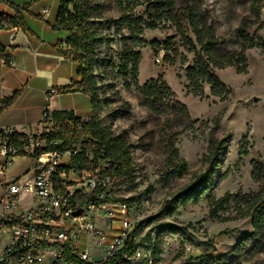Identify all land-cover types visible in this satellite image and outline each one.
<instances>
[{
	"label": "rangeland",
	"instance_id": "1",
	"mask_svg": "<svg viewBox=\"0 0 264 264\" xmlns=\"http://www.w3.org/2000/svg\"><path fill=\"white\" fill-rule=\"evenodd\" d=\"M96 1L101 7L98 27L106 39L96 55L100 100L97 116L114 134L127 135L133 173L115 181V192L119 200L133 204L139 221H147L146 233L157 234V264H264V229L255 235L247 205L248 200L264 195L261 48L248 51L247 74H240L235 68L214 70L231 90L227 101L212 96L208 86L205 98L200 99L186 88V69L192 65L194 55L187 51L175 27L160 20L150 6L152 0H140L133 10L128 0ZM251 5L252 0H177V8H198L201 24L212 25L224 46L234 50L242 46L236 32L244 24L251 35L257 33L264 42V9L256 18L251 15ZM128 15L131 24L125 21ZM167 41L171 42V50L162 51V56L167 53L173 62L157 63L155 47ZM129 49L141 55L137 82L131 67L124 69L123 57ZM158 78L188 107L192 127L172 125L164 129L163 115L151 113L141 103L138 87ZM212 133L220 143L221 155L218 170L207 182V193L198 202L163 212L176 193L191 186L195 176L206 171L204 157ZM164 137L175 145L188 166L186 174H174L169 180L163 179L164 174L171 172L161 141ZM28 160L20 159L16 166L26 168ZM61 163L70 165L68 159ZM220 199L228 203L213 211L212 203Z\"/></svg>",
	"mask_w": 264,
	"mask_h": 264
},
{
	"label": "trees",
	"instance_id": "2",
	"mask_svg": "<svg viewBox=\"0 0 264 264\" xmlns=\"http://www.w3.org/2000/svg\"><path fill=\"white\" fill-rule=\"evenodd\" d=\"M0 2L5 3L3 0ZM96 0H61L56 25V31H63L68 34L66 45L68 50L62 53L72 59L77 66V80L70 85L57 89L60 95L82 93L88 96L92 103L93 113L88 121L75 117L71 111H59L50 114L54 123L53 139L63 142L61 150L73 149L79 146L82 153L72 158L70 169L76 171H92L98 167L99 159H106L112 166H118L116 177L120 179L125 174H132V159L129 145L126 141V133L120 135L103 124L97 116L99 104L98 84L95 76L97 66L96 55L106 39L98 27L101 19V7ZM140 0H128L129 7L133 10L139 5ZM7 5L15 11L16 16L10 17L0 15V21L5 22L7 29L20 28L28 31L20 15L21 10H28V7L18 8L12 4ZM151 8L159 15L160 20L170 22L176 29L178 36L189 53L194 55L193 63L186 69V88L194 97L205 98V87L208 86L210 94L220 101L225 102L231 95V90L215 75L214 70L235 68L240 74H247L248 62L247 53L255 47H260L264 54V42L260 40L257 33L251 35L244 24L236 32L238 41L242 44L240 49H227L219 40L212 25L201 24L200 11L195 6L177 8V0H152ZM264 9V0H252L251 15L259 18ZM126 23L131 24L130 15L125 18ZM154 29V26L149 27ZM133 30V29H132ZM130 30V31H132ZM171 42L159 44L163 51L171 50ZM1 48V46H0ZM156 51V50H155ZM141 55L133 50H127L123 57L126 71L133 73L135 81L139 74V62ZM164 62L172 63L167 53L163 57ZM141 103L151 113L163 115L164 129L175 127H192L188 107L176 99L175 93L161 78L152 80L141 87H138ZM19 93H14L8 98L6 108L11 106L17 99ZM5 108V109H6ZM4 111V110H3ZM168 155L167 167L171 172L163 175V179L169 180L172 175H183L187 173V163L179 157L175 145L168 139L161 138ZM219 145L215 135L211 134L208 154L204 157L206 171L195 176V182L183 191L176 193L174 198L167 202L163 212L167 209L174 211L179 205L202 199L208 191L207 182L220 166ZM104 155V157L101 156ZM92 156V158L89 157ZM173 161H177L174 164ZM255 171L259 167L255 165ZM255 173V172H254ZM228 201L220 199L212 203V210L222 209ZM250 217L255 235L262 233L264 229V195L255 196L247 201ZM171 212H168V214ZM147 222V221H146ZM144 221L143 223L146 224ZM158 244V238H157ZM160 250L157 246L156 254ZM159 258H156V262Z\"/></svg>",
	"mask_w": 264,
	"mask_h": 264
},
{
	"label": "built area",
	"instance_id": "3",
	"mask_svg": "<svg viewBox=\"0 0 264 264\" xmlns=\"http://www.w3.org/2000/svg\"><path fill=\"white\" fill-rule=\"evenodd\" d=\"M7 27L0 21V31ZM155 50L160 63L163 49ZM12 65L1 47L0 69ZM5 108L0 98V115ZM54 130L47 111L42 131L31 136L0 124V233L8 237L0 264H157V234H147L133 204L116 196L118 166L99 159L92 171L70 169L82 151L61 150ZM19 157L32 166L26 174L7 177ZM66 159L70 165L61 163Z\"/></svg>",
	"mask_w": 264,
	"mask_h": 264
},
{
	"label": "crops",
	"instance_id": "4",
	"mask_svg": "<svg viewBox=\"0 0 264 264\" xmlns=\"http://www.w3.org/2000/svg\"><path fill=\"white\" fill-rule=\"evenodd\" d=\"M0 15L15 17L8 4L21 10L28 31L15 28L0 31V46L11 56L13 65L0 69V98L5 101L14 93L16 101L0 115V124L14 127L20 135L31 136L42 131L44 112L71 111L75 117L87 121L93 109L88 96L82 93L60 95L57 89L77 80V64L62 52L67 51L68 34L56 31L61 0H3ZM6 170L7 177L26 174L32 166L19 169L18 160ZM7 177L2 176L7 180ZM8 246V237L0 233V252Z\"/></svg>",
	"mask_w": 264,
	"mask_h": 264
},
{
	"label": "water",
	"instance_id": "5",
	"mask_svg": "<svg viewBox=\"0 0 264 264\" xmlns=\"http://www.w3.org/2000/svg\"><path fill=\"white\" fill-rule=\"evenodd\" d=\"M79 214H80V212H77V213H76V215H79Z\"/></svg>",
	"mask_w": 264,
	"mask_h": 264
}]
</instances>
